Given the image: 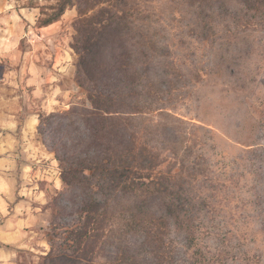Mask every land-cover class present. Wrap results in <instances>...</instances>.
Here are the masks:
<instances>
[{
    "label": "rangeland",
    "instance_id": "1",
    "mask_svg": "<svg viewBox=\"0 0 264 264\" xmlns=\"http://www.w3.org/2000/svg\"><path fill=\"white\" fill-rule=\"evenodd\" d=\"M120 1L0 0V264H40L53 230L76 219L70 202L55 200L62 180L52 149L73 156L87 145L71 149L76 139L49 128L40 134L39 116L88 106L75 81L76 21L100 9L121 14ZM60 3L62 15L43 24ZM187 3L125 0L121 6L131 22L124 36L129 49L135 19L149 25L153 91L166 86L161 64L179 78L164 101L141 107L137 135L157 147L178 139L190 146L185 163L199 170L190 189L205 201L198 219L210 231L199 246L225 251L214 264H264V27L227 15L206 32ZM162 157L161 167L175 162L176 171L178 159L168 152ZM174 240L176 259L185 261L181 238Z\"/></svg>",
    "mask_w": 264,
    "mask_h": 264
},
{
    "label": "trees",
    "instance_id": "2",
    "mask_svg": "<svg viewBox=\"0 0 264 264\" xmlns=\"http://www.w3.org/2000/svg\"><path fill=\"white\" fill-rule=\"evenodd\" d=\"M121 6H127L125 0L118 5L121 14L100 9L98 16L82 13L76 21L72 44L78 55L75 81L88 106L72 105L66 111L39 116L40 134L49 128L68 135L71 142L76 139L68 146L71 149L77 150L81 143L87 145L73 156L52 149L59 159L62 180L55 200L70 202L76 219L53 230L55 239L40 264L220 262L224 249L209 253L199 246L210 231L198 219L205 201L190 189L199 171L195 164L185 163L190 146L178 139L157 147L137 135L135 119L141 107L164 101L179 78L169 73L168 63H163L161 74L167 78L166 86L153 91L154 83L148 76L154 68L151 62L156 49L145 30L149 25L135 19L138 32L131 36L134 49H129L124 36L131 22ZM187 6L197 10L206 32L215 27L216 17L227 15L241 21L255 19L264 27V0H189ZM65 7L57 5L43 24L57 20ZM165 126L163 122L161 128ZM63 144L61 148L66 146ZM163 152L178 159L176 171L175 162L161 167L166 160ZM66 207L60 206V211ZM261 227L264 232V217ZM175 235L182 240L185 261L176 259Z\"/></svg>",
    "mask_w": 264,
    "mask_h": 264
},
{
    "label": "crops",
    "instance_id": "3",
    "mask_svg": "<svg viewBox=\"0 0 264 264\" xmlns=\"http://www.w3.org/2000/svg\"><path fill=\"white\" fill-rule=\"evenodd\" d=\"M4 264H9V262H7V260H6V262Z\"/></svg>",
    "mask_w": 264,
    "mask_h": 264
}]
</instances>
